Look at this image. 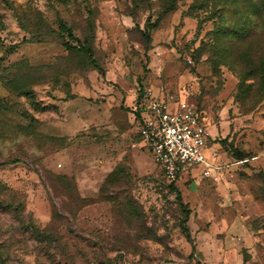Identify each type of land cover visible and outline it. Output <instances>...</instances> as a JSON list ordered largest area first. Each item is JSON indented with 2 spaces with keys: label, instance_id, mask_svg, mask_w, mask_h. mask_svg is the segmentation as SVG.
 Here are the masks:
<instances>
[{
  "label": "rangeland",
  "instance_id": "obj_1",
  "mask_svg": "<svg viewBox=\"0 0 264 264\" xmlns=\"http://www.w3.org/2000/svg\"><path fill=\"white\" fill-rule=\"evenodd\" d=\"M198 3L0 0V264H264V98L240 102L234 38L221 34L245 19L238 5ZM60 21L102 73L90 58L64 56ZM138 86L196 107L209 176L199 164L168 185L125 107ZM117 167L126 175L115 213L137 220L117 222L104 201L72 218L61 185L46 181L67 175L81 197H96Z\"/></svg>",
  "mask_w": 264,
  "mask_h": 264
},
{
  "label": "trees",
  "instance_id": "obj_2",
  "mask_svg": "<svg viewBox=\"0 0 264 264\" xmlns=\"http://www.w3.org/2000/svg\"><path fill=\"white\" fill-rule=\"evenodd\" d=\"M199 1L200 0H194L197 8L200 6L198 3ZM206 1L210 2L211 4L217 3L218 9L222 5L223 7L227 8L226 10H233L234 5H238L237 12H239L241 18L245 19V21L243 20L242 22L243 24L241 29H238L237 26L233 25L232 27H226L221 34L227 36L232 35L234 38L232 42H230L231 50L229 55L230 58H232L231 64L234 65L238 71L239 83L237 87V97L242 104L252 105L261 102V100L264 98V0ZM225 1L227 2L225 3ZM225 8H222L220 13L219 11H214L212 14L220 16L223 14V12H225ZM171 9L172 7H169L166 12L162 13L161 17ZM128 15L131 14L129 13ZM158 22L159 17L156 18L152 26ZM58 29L62 38H64V34L66 36L62 42V45L66 51V55L64 56L80 54L90 58L91 64L102 73L101 69H99V67L95 64L94 60L91 59L92 54L89 47L87 48L85 45L80 44L79 40L76 39L70 28L65 23L61 21L58 22ZM140 33L146 42L150 41V37L148 33L145 32V30L141 29ZM72 42L76 43L72 44ZM19 61L33 69L38 67L29 64L24 59ZM246 81L250 82L245 83ZM31 103L33 104V102ZM14 162V160H5L1 164H11ZM125 172L126 170L123 167H117L112 170L104 179L96 197H81L77 192L74 178L67 175H54L51 177H46V181L50 190H56L55 186L57 184L61 185V191L63 192V195H65L75 207L74 212L71 211L70 207H64L61 212L64 214L66 213V215H70L72 218H75L83 207L104 201L113 204L112 209H114V215H116L117 222H119V220H137L139 215L134 210H124V213H121L120 219L117 216V213H115V208L117 211V209L122 206L120 196L125 193V190L121 186V180L125 177ZM168 185L172 187L173 190H176L174 183H168ZM55 214L58 216L57 213L54 212V215ZM185 222L186 220L181 224L180 228L185 234L187 240L191 242L190 233L188 228L185 226ZM33 230L36 231V228H33ZM37 234L42 236L47 235L43 232H37ZM242 264H245V261H243Z\"/></svg>",
  "mask_w": 264,
  "mask_h": 264
},
{
  "label": "built area",
  "instance_id": "obj_3",
  "mask_svg": "<svg viewBox=\"0 0 264 264\" xmlns=\"http://www.w3.org/2000/svg\"><path fill=\"white\" fill-rule=\"evenodd\" d=\"M128 108L137 123L142 149L160 167L167 183L175 184L185 169L195 165L204 164L201 175L205 177L214 171L203 151L210 147V135L193 104L169 101L138 86Z\"/></svg>",
  "mask_w": 264,
  "mask_h": 264
},
{
  "label": "crops",
  "instance_id": "obj_4",
  "mask_svg": "<svg viewBox=\"0 0 264 264\" xmlns=\"http://www.w3.org/2000/svg\"><path fill=\"white\" fill-rule=\"evenodd\" d=\"M132 94L133 93H131V96H130V98L128 99V100H126L125 101V107H126V109H127V111H128V114H129V117H130V120H131V123H134L135 124V126H136V130H137V123L134 121V119H133V117H132V115L130 114V112H129V108H128V106L131 104V102H132ZM142 154L143 153H137V152H135V151H133V153H132V157H131V159L133 160V162L137 165V163H139V166L141 167L140 169L141 170H146V167H145V162L143 161V157H142ZM94 205V204H93Z\"/></svg>",
  "mask_w": 264,
  "mask_h": 264
}]
</instances>
